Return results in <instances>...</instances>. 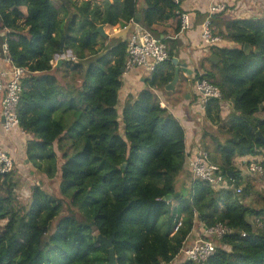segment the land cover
<instances>
[{"label":"trees","instance_id":"obj_1","mask_svg":"<svg viewBox=\"0 0 264 264\" xmlns=\"http://www.w3.org/2000/svg\"><path fill=\"white\" fill-rule=\"evenodd\" d=\"M79 1L0 0L2 51L7 43L12 64L28 71L18 104L20 128L32 136L27 158L49 180L60 171L62 195L34 184L28 208L17 207L16 172L0 174V188L7 192L0 194V264H108L109 249L99 234L115 235L117 264H197L175 262L197 223H222L231 230L213 238L216 251L205 264H264V208L245 202L252 186L235 163L236 158L259 161L264 175V117L259 116L264 112V16L214 15V33L223 43L210 51L219 62L207 57L209 67L194 78L222 92V99L206 103L211 126L205 127L202 146L235 186L244 184L238 194L215 189L185 171V128L156 93L175 77L181 4ZM138 15L139 25L166 43L169 58L121 109L128 40L110 38L99 29L125 26ZM165 21L174 26H162ZM246 44L251 45L248 52ZM68 51L75 58L62 61L65 77L68 68L82 74L80 82L72 74L68 86L78 87L71 91L52 65ZM6 64L5 69L11 67ZM224 103L232 107L228 116ZM56 150L63 152V161ZM182 174L190 179V192L178 188Z\"/></svg>","mask_w":264,"mask_h":264},{"label":"crops","instance_id":"obj_2","mask_svg":"<svg viewBox=\"0 0 264 264\" xmlns=\"http://www.w3.org/2000/svg\"><path fill=\"white\" fill-rule=\"evenodd\" d=\"M225 1L229 3V9L222 14L224 18H259L264 16V0ZM208 5V0H184L181 4L183 12L190 14L191 28L185 31L181 30L176 36V38L178 37V40H180V46L178 47L177 57L173 59V63L175 66L180 68L179 79L173 89L156 90L160 100L165 103L166 107L176 118H178L185 128L187 160L191 154H194L197 151V146H199V144L203 145L202 138L204 137L205 127L211 126L210 121L206 117L205 109L200 104V101H198L195 83H193L195 76H197V72H205V69L209 67L206 59L207 57H211L210 48L203 45L201 38L202 23L205 15L207 14ZM162 26L173 27L174 25L172 21H165ZM104 29L110 38L120 37L123 40H128L134 31L135 26L129 23L126 26L118 25L112 29H108V27L104 25ZM4 34L5 30H0V69L7 68L2 51V36ZM229 45H232V43H229ZM68 54L70 55L71 51H68ZM62 64L63 63L58 64L57 68H59V75L57 77L60 79L61 84L67 86L66 89L71 91L75 87H78V85L75 87L68 86L69 83L72 82V77H70L72 72L66 73L67 77H65L64 70L60 68ZM184 64H187V70H191V73L188 74L184 71ZM60 70L63 73H60ZM150 76V72L144 67L130 68L123 73V86L119 93V108H123L128 95L132 94L136 97L142 89L147 87L146 78ZM78 82H80L79 78ZM195 99L198 104L195 103ZM223 109L224 116H228L231 112V105L224 103ZM31 137L32 136L30 134L23 132L20 127L14 128L9 132L6 131L3 128L0 110V143L12 156L15 163L16 176L19 179L18 187H22L25 192H28L31 185L43 184V179H45L44 183L50 181L47 176L41 174L27 158V144ZM247 159H249V157L246 158V160ZM238 160L242 159L236 158V165ZM33 170L34 173H31ZM185 171L191 172L188 166V161L186 162ZM183 177L184 175L182 174L180 176V185L178 188H180V186L190 188V179L185 177V180L182 181ZM202 231L203 225L197 223L194 230L190 234L186 245H190L201 235Z\"/></svg>","mask_w":264,"mask_h":264},{"label":"built area","instance_id":"obj_3","mask_svg":"<svg viewBox=\"0 0 264 264\" xmlns=\"http://www.w3.org/2000/svg\"><path fill=\"white\" fill-rule=\"evenodd\" d=\"M173 1L176 4H182L184 0ZM208 1L207 14L202 23L201 38L203 45L210 48L223 43L222 36L214 33L212 17L226 12L229 9V3L225 0ZM181 18V30L185 31L190 29V14L182 12ZM131 24L135 26V29L128 39L126 69L144 67L152 74L160 64L168 60L167 45L155 37L149 30L140 26L136 21H132ZM3 53L4 61L11 64V67L8 69H0V110L3 128L9 132L14 128L20 127L18 104L22 95L23 80L26 78L28 71L24 67L12 64L7 43L3 44ZM68 57L69 55L66 54L58 56L52 61L53 67L57 66L58 60H64ZM202 73L200 72V74ZM195 90L198 101H200L204 109L210 99H222L220 88L206 79H198L195 82ZM160 101L161 106L167 108L165 103L162 100ZM242 162L245 163L248 173H263V168L259 161L251 159L249 162V159H242ZM188 164L193 178L205 180L215 189H233L238 194L243 190L241 186H235L219 164L211 161L208 152L200 144L197 146V151L188 157ZM13 171H15L14 160L0 143V174L5 175ZM181 224V222L178 223L175 231L179 230ZM230 231V228L222 223L211 227L203 226V231L198 238L190 245H186L185 243L180 253L182 258L180 260L179 255L176 258V262L194 261L197 264H205L216 251V243L213 241V238H221Z\"/></svg>","mask_w":264,"mask_h":264},{"label":"rangeland","instance_id":"obj_4","mask_svg":"<svg viewBox=\"0 0 264 264\" xmlns=\"http://www.w3.org/2000/svg\"><path fill=\"white\" fill-rule=\"evenodd\" d=\"M82 0H80L79 2H81ZM107 33V32H106ZM107 35V34H106ZM82 64V71H85L87 65H86V62L85 60H82V62H79ZM71 70V72L73 71L71 68H68ZM67 69V70H68ZM69 70V71H70ZM80 69H76L75 72H72V73H76L75 76L77 78H80L82 77V74L80 73H77L79 72ZM69 71H66V72H69ZM54 74L56 76L59 75V70L58 69H54ZM60 73H63L61 70H60ZM72 73H71V76L72 77ZM83 76H84V72H83ZM60 81V79H59ZM66 81V80H65ZM61 83V82H60ZM194 83V82H193ZM195 103L198 104L197 100L195 99ZM231 110H232V107H231ZM259 116H263L264 117V112H261L259 114ZM214 128H210V130L212 131ZM212 150V151H211ZM210 152H213V143L210 144V149H209ZM56 152L59 154V161H63V152L59 151V150H56ZM242 159V158H241ZM237 165L239 167V169L242 171L243 173V177H245V180L248 181L252 188H251V195L246 199L245 202H247V204L249 206H253L254 207H257V208H264V197H260L258 196V194L261 192L262 194H264V175L261 176V174H257V173H248V171L246 170V166H245V163L242 162V160H238L237 161ZM31 173H34V170L31 171ZM57 176L59 177H53L50 179L49 182L47 183H44L45 182V179H43V186L47 189L48 192L56 195V196H62L61 193H60V171L59 173H57ZM185 176L182 178V181L185 180ZM249 179V180H247ZM185 184V183H184ZM180 185V182L178 183V187ZM182 185V184H181ZM242 188L244 187V184L241 185ZM187 192H190L189 190V187L186 188V190L184 189V193ZM17 193H15L16 195V198H19V201L21 202V204H17L16 203V206L17 207H21V206H25L28 208L29 206V202H30V199H31V190L30 188L28 189V192H25L24 189L22 187H17L16 191ZM0 194L3 195V196H6L7 195V192L5 189H2L0 188ZM67 202V201H66ZM65 202V203H66ZM23 204V205H22ZM66 205V204H65ZM63 213H67V210L65 208L64 212ZM58 218L55 219V221L57 220ZM264 220V219H263ZM262 223V226L264 225V221L261 222ZM261 226V227H262ZM182 256L180 255L179 256V259L181 260ZM176 262V261H175ZM180 262V261H179ZM175 264V263H174Z\"/></svg>","mask_w":264,"mask_h":264},{"label":"water","instance_id":"obj_5","mask_svg":"<svg viewBox=\"0 0 264 264\" xmlns=\"http://www.w3.org/2000/svg\"><path fill=\"white\" fill-rule=\"evenodd\" d=\"M139 19H140V16L138 15L137 18H136V22L137 23H139ZM99 30L101 32H103V34L106 35L105 30H104V26H101ZM250 49H251V45L250 44H246L245 45L246 52H248ZM211 60L213 62H215V63H218L219 62V58H218L217 55L211 56ZM59 63H62V60H59ZM183 69L188 74L191 73V70H187V64H184L183 65ZM122 71L124 72V69H122ZM179 72H180V68L178 66H176V68H175V77H174L173 81L170 84L167 85V87H166L167 90H170V89L175 88V85H176V83H177V81L179 79ZM263 107H264V104H262L261 108H263ZM259 136L262 137L261 132H259ZM97 239L99 241L105 243L106 246L109 249V252H108V260H109L108 261V264H117L115 249L112 247V243H113V241L115 239V235H113L111 238H107V237L103 236L102 234H99L97 236Z\"/></svg>","mask_w":264,"mask_h":264},{"label":"clouds","instance_id":"obj_6","mask_svg":"<svg viewBox=\"0 0 264 264\" xmlns=\"http://www.w3.org/2000/svg\"><path fill=\"white\" fill-rule=\"evenodd\" d=\"M66 55H69V54H68V52H67V54H66ZM72 57H73V56H72V53H71V54L69 55V57H68V58H72ZM60 60H62V59H60ZM62 61H63V60H62ZM58 64H59V60H58ZM58 64H57V66H58ZM126 70H127V69H126ZM126 70H125V71H126ZM125 71H124V72H125Z\"/></svg>","mask_w":264,"mask_h":264}]
</instances>
